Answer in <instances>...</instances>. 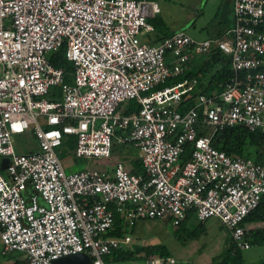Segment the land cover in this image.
Segmentation results:
<instances>
[{
    "label": "built area",
    "instance_id": "2783aa9c",
    "mask_svg": "<svg viewBox=\"0 0 264 264\" xmlns=\"http://www.w3.org/2000/svg\"><path fill=\"white\" fill-rule=\"evenodd\" d=\"M231 5L233 25L219 37L197 40L177 30L151 44L141 40L152 29L146 18L158 11L148 0H0V159H7L0 172L1 255L52 264L81 253L89 264H105L104 255L130 242L128 234L106 236L114 214L128 225L175 227L188 214L216 219L232 250L249 248L241 221L264 195V150L254 162L226 155L210 140L233 126L264 134V33L256 29L264 0ZM61 45L70 83L47 60ZM212 49L227 57L232 75L179 112L196 79L157 86ZM53 86L59 99H44ZM129 101L139 107L123 111ZM25 132L36 151L15 149V136ZM63 135L75 139L71 155L88 162H106L112 145L134 147L143 176L118 160L109 171L64 169L55 152ZM186 144L189 156L180 163ZM142 264L178 262L167 256Z\"/></svg>",
    "mask_w": 264,
    "mask_h": 264
},
{
    "label": "trees",
    "instance_id": "16d2710c",
    "mask_svg": "<svg viewBox=\"0 0 264 264\" xmlns=\"http://www.w3.org/2000/svg\"><path fill=\"white\" fill-rule=\"evenodd\" d=\"M256 29L259 32L264 33V21L259 24ZM171 33L164 35V37L169 36ZM162 37V38H164ZM161 38V39H162ZM161 39H145L146 42L155 44ZM47 60L54 68H62L63 70V82H71V64L66 61L64 57V45L57 48L56 51L51 52L47 55ZM214 71L211 72V69ZM210 74V75H209ZM209 75L206 85L203 87L200 79ZM232 75L229 67V62L227 57L223 56L219 51L212 49L205 55L196 56L190 63L189 71L185 72L183 75L174 76L164 80L157 87L166 86L180 80L183 76L187 78H195L196 86L192 93H190L184 100H182L177 109L179 112H183L189 107L193 106L195 96L197 94H211L213 88L219 89L223 82ZM55 87V86H53ZM48 91L47 100H58L59 89L57 87ZM217 90L215 92H217ZM57 98V99H54ZM139 105L133 101L126 102L122 106V110L127 111L131 108H138ZM201 132V131H200ZM198 132V134L200 133ZM202 133V132H201ZM200 133V134H201ZM31 135V133L29 132ZM75 139L72 135H63L60 145L55 149L58 159H61L64 155L70 154L74 148ZM210 144L217 150L222 151L226 155L239 156L244 159H249L254 162L261 158V154L264 150V134L259 131H248L242 126L226 127L221 130H217L212 134ZM124 145H112L110 153L114 152L115 147L122 149ZM190 146L186 144L184 146L183 152L179 155L178 159L180 163H183L189 156ZM72 156V155H71ZM73 157V156H72ZM127 164L130 166L129 173L134 175H142L143 170L137 155H131L130 158L123 157ZM1 172V170H0ZM26 195L24 194V197ZM189 215V214H188ZM187 215V216H188ZM198 222V221H197ZM264 222V195L261 196L258 205L246 214L241 224L245 225L247 223H261ZM202 222H198L188 233L187 238H192L199 234L202 227ZM135 223L130 225L123 224L122 218L118 214H114V220L112 227L107 231L106 236L108 237H121L127 231H133V226ZM181 228V222L177 225ZM177 229L176 231H178ZM177 240L179 235L177 232L173 233ZM247 236L252 243H259L264 241V227L256 228L252 230H247ZM182 242V241H181ZM170 256L167 248L162 243H155L145 246L140 245H128L120 249H112L107 255L102 257V262L105 264H116V263H132V262H142L146 259L153 257H167ZM179 264V263H178ZM208 264H242V257L240 251H234L229 245L227 248L223 249L219 255L212 259Z\"/></svg>",
    "mask_w": 264,
    "mask_h": 264
},
{
    "label": "rangeland",
    "instance_id": "374dc122",
    "mask_svg": "<svg viewBox=\"0 0 264 264\" xmlns=\"http://www.w3.org/2000/svg\"><path fill=\"white\" fill-rule=\"evenodd\" d=\"M157 5L159 12L156 15L155 23L157 24L156 34H167L172 31L183 29L190 37L200 38L198 30L194 29L193 25L197 26L202 23L207 11L211 9L210 3L206 1L210 0H153ZM202 12L199 14V11ZM144 37H141L143 40ZM167 60V58H166ZM71 77V76H70ZM55 88V87H53ZM51 87L49 88V90ZM44 99H48L47 95L43 96ZM57 99V98H54ZM31 137L29 132H25L21 135H17L14 138L15 148H25V144L30 141ZM138 155L137 150L130 145H124L122 149L115 147L114 152L111 153V157L105 162V160H94L90 163H97L96 166L105 164L107 169L111 167L114 161H120L128 170V165L122 159L123 157ZM60 160V159H59ZM61 162V161H60ZM88 162V163H89ZM105 162V163H104ZM62 164V162H61ZM63 166V165H62ZM106 169V170H107ZM194 227V224H186L180 228L177 232L179 239L175 238L173 228L168 224L150 221V222H138L133 226V231H127L130 242L129 245H140L141 243H162L179 264L182 261H186L189 264H197L196 262L207 261L210 257L216 255L222 247L223 243L219 245V241L223 240L222 228L218 227L214 219H207L204 223L202 233L196 234L197 236L187 238L189 231ZM210 234L212 236H206ZM143 240V241H142ZM142 241V242H141ZM185 242L184 245H180V242ZM224 247V246H223ZM244 260L249 258L253 261L259 258H264V244L263 245H250L248 249L240 251ZM198 256V257H197ZM196 257V258H195ZM199 258L200 260H198ZM180 260V261H179ZM130 264H141V262H132Z\"/></svg>",
    "mask_w": 264,
    "mask_h": 264
},
{
    "label": "crops",
    "instance_id": "0c3cea01",
    "mask_svg": "<svg viewBox=\"0 0 264 264\" xmlns=\"http://www.w3.org/2000/svg\"><path fill=\"white\" fill-rule=\"evenodd\" d=\"M148 1L154 2L153 0H148ZM207 2L210 3L211 9L206 12L204 21H202V23H199V25H197V26L193 25L194 29H197L199 31L198 34L202 36L198 39L194 38L197 40L213 39V38L219 37L222 34H224L228 29H230L233 25L231 0H210V1H206L205 3H207ZM157 9H158V7H157ZM158 12H159V10L157 11V13ZM201 12H202V10L199 11V14ZM157 13L154 14L152 17L146 18L147 23H149V25L151 26L152 29H151V31H149L148 33H146L145 35L142 36V38L144 37L143 41H145V39H147V38H149V39L151 38L154 40L161 39L162 37H164V35L175 32V31H172V32H169L167 34H165V33L164 34H156L157 24L154 21L156 19ZM179 30L184 31L183 29H179ZM214 69L215 68L211 69V72L214 71ZM209 75H205V77L203 76V78L200 79V82H201L203 87L206 85V81H207ZM218 87L220 88V86H218ZM216 90L217 89L213 88L211 91V94L215 93ZM217 91H219V89ZM30 137H31V139H30V141L27 142V144H25V148L23 147V149L22 148H15V149L21 153L36 151L37 147H36L35 140L32 137V135H30ZM134 155L136 156V152L134 153ZM130 156H127V158H130ZM60 161L62 162L63 168L66 170H76V169H79V168L84 167V166H92V167H95V168H98L101 170L102 169L106 170L108 168L103 163H102V165L99 164V166H96L97 163H88V161L76 159V158L72 157L70 154L64 155L60 159ZM128 168L130 169L129 165H128ZM106 171H109V169H107ZM150 221H154V220L137 221L134 224V226L138 222H150ZM214 221L216 222L217 226L222 228V230H223L222 231L223 232L222 233L223 240L219 241V245H221L222 243H223V245H222V247H220V250L218 251V253L216 255L210 257V259H208L207 261L204 260L201 263L196 262L197 264H208L212 259L216 258L223 249L227 248L230 245L226 231L224 230V228L221 226V224L216 219H214ZM156 222H159V221H156ZM197 223L198 222L191 215H188V216L186 215L185 218L181 221V228L186 224H194V226H195ZM204 223H205V221L201 223L202 224L201 230H203ZM244 226L246 227L247 230H252V229L264 227V222L247 223ZM177 229H179V228L177 226H175L173 228V231L177 232L176 231ZM200 233H202V231ZM124 234H127V233H124ZM206 236H212V235L207 234ZM144 242L141 243L140 246H145V245H150V244L156 243V242L155 243L154 242L153 243H148V242L144 243ZM184 244H185V242L184 243L180 242V245H184ZM263 244H264V241L259 242V243L255 242V243H252L251 245H263ZM175 259H177V258H175ZM197 259L200 260L199 258H197ZM20 263H22V255L20 253L13 252V253H9L7 255H1L0 254V264H20ZM141 264H142V262H141ZM182 264H189V263L186 261H184V262L182 261ZM242 264H264V258L263 259L259 258L258 260L253 261L250 258L248 260H244L242 257Z\"/></svg>",
    "mask_w": 264,
    "mask_h": 264
},
{
    "label": "water",
    "instance_id": "95a60500",
    "mask_svg": "<svg viewBox=\"0 0 264 264\" xmlns=\"http://www.w3.org/2000/svg\"><path fill=\"white\" fill-rule=\"evenodd\" d=\"M7 164L6 158L0 159V170H3ZM52 264H89V258L81 253L71 254L63 257L56 258L51 261Z\"/></svg>",
    "mask_w": 264,
    "mask_h": 264
}]
</instances>
